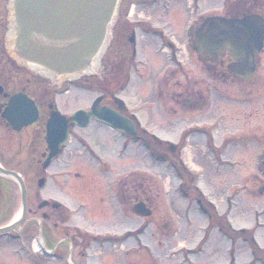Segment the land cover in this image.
<instances>
[{"label":"rangeland","instance_id":"rangeland-1","mask_svg":"<svg viewBox=\"0 0 264 264\" xmlns=\"http://www.w3.org/2000/svg\"><path fill=\"white\" fill-rule=\"evenodd\" d=\"M226 1H134L135 6H139V8L138 10L136 8L137 11H135L136 14L133 15V18L138 19V16L142 15L144 21H147L148 17H152L153 20L148 23L156 32H159L160 36L154 35L155 37H153V34L150 33L149 43L143 42L141 44L140 57L131 63L133 64L132 71L134 73L130 85L126 90L116 95L126 102L129 112L136 114L135 116L140 120L141 129L145 131L144 127H148L150 132L145 131V134L142 133L149 138L152 139V134H156L162 139H168L171 143L178 144L184 133L187 132L188 120L194 121L196 119L198 121L197 115L192 113L193 109H190L182 100L181 104L178 101L177 104L170 105L168 100H158L152 96L154 95L152 92L153 78L157 75V72L163 69V66L172 65L171 68L176 67L179 70H186L187 79L193 84L195 81L206 80L208 83L217 84L220 89L224 88L225 94L231 96H243L247 92L248 88L245 83H240L243 87L238 89L233 86L232 80H227L224 83L225 78L220 80L208 77L205 64L198 60V56L193 50L187 48L189 18L191 23L194 24L200 18L208 15L221 14L225 11ZM168 6L170 14L166 15L164 12L167 11ZM163 33L167 38L173 40L174 45L170 50L173 58H177V62L178 59L182 61L183 68H180L182 66L180 63L176 64L179 66L173 65L167 58V52L170 51L168 48L170 47L164 43ZM115 35L116 37L114 36L108 53L101 59V67L95 75L62 84L46 81L48 89L53 91L51 94V97L54 98L53 102L61 113L71 116L79 109L90 110L94 101L107 93L105 78L109 77L114 65L121 66L123 70L125 66H128L123 57L119 56L118 45H116V31ZM168 57L171 59V54ZM142 60L144 65L140 64ZM177 79L182 80L183 78L180 75ZM171 84L173 85V82ZM169 88V90L173 89L171 86ZM220 102L221 99L214 105L213 109L205 111L203 115H206L207 119L214 117L212 119L214 121L215 116L220 112V108L224 109V106H227H222ZM239 105L235 104L234 107ZM173 106L177 109L176 113L170 110V107L174 108ZM263 119L264 114L256 112L254 122L264 124ZM73 131L77 137H74L65 153L47 169L46 174L44 172L48 177L46 190L49 194L51 191L57 192L58 189L63 193H71L72 183L70 178L74 176L75 172L87 177L90 175L95 176L96 183L99 181L98 176L105 172L109 177L126 173L129 177V185L134 187L133 183L135 184V182L138 184L143 183L142 192L145 193L144 195L148 197L152 195L153 215L142 221L133 213L132 209L134 200L139 195H135L137 193L130 192V189H128L130 193L127 195V216L125 218L118 216L111 221L109 227L112 233L114 231L120 232L124 228L132 232H129L125 237L126 242H124L125 238L123 239V248L121 249L119 247L121 241L112 240L109 248L106 249L109 252L108 256L105 254L102 261L107 260L106 263L108 264H261V260H264V192L261 194L259 191V188L264 185V176L259 168L258 156L248 162L245 161L234 166L230 164V171L224 172L222 170L224 165L218 164V162L214 164L210 157H206L203 160L204 163H201V159L197 157L199 154L196 149L201 143L197 145L193 141L191 144L193 146L187 148L186 142V148L182 151L185 167L189 163L197 171L202 172V180H199V186L202 187L200 190L207 198L214 197L218 201L217 205L220 212L224 211L227 217L222 213L217 215L223 217L224 220L227 219L235 228L237 238L235 242H232L217 229H208L211 222L199 212L196 200L187 202L186 192L189 193L190 191L193 192L195 198L199 197L200 199L202 197L203 200L206 199L200 193L201 191L197 190L198 188H194L198 183L197 176L192 180L193 187H190L187 185L186 175H177L169 164L156 163L155 161L152 163L145 152L146 149L143 143H132L129 138L127 140L128 151L123 157H118L116 155L119 148L118 143L122 141L119 138L120 135H112L97 122H94L87 129L79 130L75 128ZM33 132L30 130L23 140L13 136L9 141V135L5 136L0 129L1 136H3L1 144L9 145V151L18 156L12 166L22 173L29 170L28 162H25L28 160V156L38 154V152L34 154L32 152L28 155L29 151L25 146ZM154 145L163 155L171 156L167 146H161L157 143ZM89 146L92 149L95 148V156H93ZM34 148L37 149V145ZM257 151H259V148H257ZM97 152L101 156H98ZM103 157L107 160H104ZM108 158H112L110 159L111 162H107ZM104 164L106 166H103ZM220 169L223 171L221 176L219 174ZM215 170L216 172H214ZM67 176H70V178L68 179ZM113 192L114 190L112 191V197L114 198L115 194ZM64 201L65 204L70 203L66 198ZM223 227L228 234L232 233L227 229L225 223H223ZM251 236L255 238V248L250 245ZM245 239L248 241H245ZM254 249L255 258H253Z\"/></svg>","mask_w":264,"mask_h":264},{"label":"flooded vegetation","instance_id":"flooded-vegetation-1","mask_svg":"<svg viewBox=\"0 0 264 264\" xmlns=\"http://www.w3.org/2000/svg\"><path fill=\"white\" fill-rule=\"evenodd\" d=\"M7 1L0 0V129L5 136L9 135V141L13 136L23 140L30 130L34 131L25 145L29 155L32 152L34 154V151L37 150L34 148L36 145L44 150L47 147L46 123L52 111L50 108L54 106L55 109V105L54 98L51 97L53 91L49 90L46 84L47 79L21 65L12 58L7 50ZM134 1H122L110 44L111 47L114 36L116 37V31V45H118L119 56L123 57L124 62L131 56V51L134 48V44L130 41L133 34H135V44L137 43L136 35L138 39L142 38V34L149 37L150 33L153 34V37L160 36L159 32H156L148 23L153 20L152 17H148V20L144 21L142 15H139L138 19L129 15L128 5L129 3L135 4ZM167 10L164 14L169 15V6ZM225 14L238 19L257 15L264 22V0H229ZM163 37L165 38L164 43L168 47H173V40L167 38L164 33ZM232 61L225 54L216 64L206 63L205 67L207 75L211 79L224 80L225 78L224 83L227 80H232L233 86L239 89L243 86L236 84L235 82L238 81L227 72V67ZM171 62L173 65L179 66L174 61ZM178 63L181 64L182 61L179 60ZM181 65L180 68H183L184 65ZM171 66H163V69L154 76L153 96L168 100L170 105L177 104L178 101L181 104L182 100L190 109L194 111L200 109L202 112L209 109V102L213 96L218 101L221 99L222 106L228 102L240 104L238 107H233L232 111L220 108L215 124L210 125L212 128L202 122L201 149L207 150L208 142L211 153L216 154L221 152L225 141L232 142L233 150L230 156L236 160L242 158L247 161L252 158L256 159L258 156L259 167L263 174L264 124L255 123L254 116L256 112L264 114V42L263 51L257 56L256 71L247 83L248 90L243 96H227L224 88L220 89L217 84L208 83L206 80L195 81L193 84L187 79L186 70L171 68ZM124 70L117 64L111 69L109 77L106 78L108 91L103 94L101 106H118L115 100L116 91L119 88L117 79L119 74L124 75ZM180 75L182 80L177 79ZM198 85L200 87H197ZM169 86L173 89L169 90ZM218 90L221 91L217 92ZM16 96L32 100L38 111V118L34 123L18 130L5 115L10 101ZM173 107H170V110L176 113L177 109L175 106ZM205 118L206 115H203V120ZM215 128L224 132L222 137L226 136L220 145H215L213 143L215 139L209 137L214 134ZM140 130L141 140L151 146L152 152L163 155L155 147L156 143L151 145L152 141H158L151 140L147 135H144V130L141 127ZM72 135L73 138L77 137L74 131H72ZM1 138L3 136L0 133V167L19 175L25 185L26 196L24 199L20 184L13 174L0 171V264H108L107 260L102 261L105 254L108 256L109 252L106 249L109 248L112 240L121 241L119 245L121 248L122 241L127 235L125 228L120 232L112 233L109 226H111V221L118 216H123V218L127 216V195L131 191H138L137 185L139 184L133 183L134 187L129 185L128 177L123 173H120L119 176L118 174L111 176V178L104 172L103 175L98 176L99 181L96 183L95 176L87 177L75 172L71 178L67 176L72 183L71 193H63L58 189L57 192L51 191L49 194L46 188L38 186L39 180L43 176L42 173H44L42 169L43 152L40 155H29L28 160L25 161L28 162L29 170L22 173L12 166L18 156L9 151V145L1 144L3 141ZM167 147L170 151L171 146ZM142 186L143 183L140 184V187ZM262 188L264 189V185L259 190ZM113 190L114 198L112 197ZM65 198L70 203L65 204ZM137 200L145 201L152 209L150 197H141ZM69 204L71 205L69 206ZM95 227L96 229H94ZM37 244L40 245V249L37 248ZM48 252L54 254L53 259H56L57 262L53 263L47 260L45 253Z\"/></svg>","mask_w":264,"mask_h":264},{"label":"water","instance_id":"water-1","mask_svg":"<svg viewBox=\"0 0 264 264\" xmlns=\"http://www.w3.org/2000/svg\"><path fill=\"white\" fill-rule=\"evenodd\" d=\"M119 1L11 0L7 50L20 64L49 79L60 81L91 74L100 66L109 44ZM254 20L207 18L192 32L199 58L216 61L229 50L237 61L229 67L231 74L250 79L256 67L255 55L264 36L262 23ZM99 102L93 106V113L78 111L72 119L84 126L94 115L133 139L138 138L135 126L128 118L110 108L96 110ZM5 115L15 128L20 129L34 121L38 113L33 102L17 98L12 100ZM68 129L67 119L53 113L48 133L51 155L46 164L66 142ZM135 212L141 216L151 214L143 203L135 206Z\"/></svg>","mask_w":264,"mask_h":264},{"label":"bare ground","instance_id":"bare-ground-1","mask_svg":"<svg viewBox=\"0 0 264 264\" xmlns=\"http://www.w3.org/2000/svg\"><path fill=\"white\" fill-rule=\"evenodd\" d=\"M135 11V9H133L132 13Z\"/></svg>","mask_w":264,"mask_h":264}]
</instances>
